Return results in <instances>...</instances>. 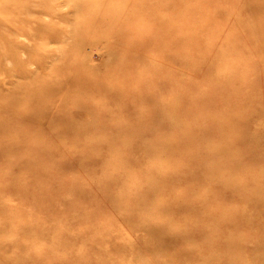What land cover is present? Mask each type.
Instances as JSON below:
<instances>
[{"label":"rangeland","instance_id":"374dc122","mask_svg":"<svg viewBox=\"0 0 264 264\" xmlns=\"http://www.w3.org/2000/svg\"><path fill=\"white\" fill-rule=\"evenodd\" d=\"M0 264H264V0H0Z\"/></svg>","mask_w":264,"mask_h":264}]
</instances>
